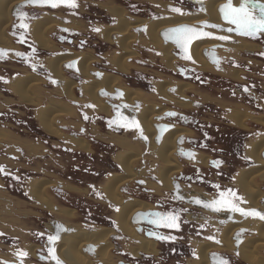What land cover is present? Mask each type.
Wrapping results in <instances>:
<instances>
[{
  "label": "flooded vegetation",
  "instance_id": "obj_1",
  "mask_svg": "<svg viewBox=\"0 0 264 264\" xmlns=\"http://www.w3.org/2000/svg\"><path fill=\"white\" fill-rule=\"evenodd\" d=\"M27 1L29 0H25L23 3ZM80 1H82L81 6L84 8V11H75L74 9H69L65 6L52 8L48 6L23 7L21 6L23 3L17 5L15 7L16 9L14 8L11 13L13 23L7 30L8 36L12 40L15 49L7 50L0 48L5 50L7 53L3 59H0V130L6 131L8 130L6 129L7 127H13L14 131L10 132L21 141L32 142L33 145H42L46 147L47 149H45V151H47V153L43 154V156L49 155L51 157L50 153H52V149H54V151L61 152V154H68V148L66 145H63V143L59 144L61 149L56 147L52 148L53 143L55 142L51 140V135L45 131L41 124V117L39 116L41 110L47 108L53 101L56 102L61 109L69 107L66 106L68 105L69 98L65 95V89H63L65 88L66 82L71 80L79 83H76L79 86L86 82L79 74L76 59H72L61 65V71L64 76L63 79H60L51 71L49 61L55 60L59 57H70L69 55H80L81 53H88L91 51L96 61L93 63L95 70L93 68L90 74H93L96 80L100 79L102 75L107 74L118 77L121 80L122 85L125 81H128L131 85L132 83L130 81H132L133 78L142 81V83L143 81L147 82V76H150L147 72H141L138 70L132 72L133 69H131L130 73H122L117 71L112 66V63L110 62L111 60L109 59L116 53V51L121 53L118 44L115 43L116 38H121V36L118 35L114 37V44H112L106 41L104 37H101V31L102 29L105 30L108 27L113 28L118 25L117 20L113 17L109 10L110 7L119 8L120 10L126 12L130 18L135 21L145 19L146 21L154 22L158 19L168 17V15H165L167 13H164V10H166L163 7L165 4L164 0L156 3L161 6L160 9L150 7L148 5L149 0ZM176 1L178 0H171L170 3H166L168 10L172 8H180L184 14H191V12L194 14H200L204 12L205 0H185L194 5L192 9H188L183 4ZM151 2L156 1L152 0ZM253 3L259 6L264 4V0H253ZM21 13L27 14V19L23 21L29 25L27 30L19 27L22 22L19 18ZM70 14L72 15L70 16ZM176 14L181 15L179 13ZM255 14H259V7L256 8ZM74 15L79 16L75 17ZM82 15L85 17L82 18ZM44 17H50L54 21L61 23L49 33V39L56 47L55 51L42 49L34 37L33 27L35 26L36 21H40ZM74 20L79 21L80 23H83L84 21L86 28L84 30L68 28L67 25L73 23ZM200 27L201 26H196V28ZM226 28L227 26H219V28L216 29L221 31V34H215L217 36L227 35L229 40L225 42L226 44L224 42H221V44L217 43L213 45V47L211 46L207 51L203 52H206L209 55L208 59L214 66V73L209 71L204 72L199 68H194L192 58L190 60L184 59L183 57L185 53L182 52L180 48L175 47L173 49V54L178 58H176L178 62L175 63L177 70H175V67L172 71L170 69L167 70L171 76L166 75V77L177 81L182 80L187 83L195 82L196 84L207 88L205 94H197L196 92L190 93L191 95H194V98L189 96L187 97V102H191L192 107L195 108L194 110H182L165 102L163 98L157 96L158 94L154 83H152V87L148 84H141L142 86H138L140 88H130L142 91L143 94L145 93L147 95L154 96L156 98V102L158 99L160 106H162V104L170 106V108L166 107L167 111L156 117H165V120L158 122L156 118L154 119L155 126L166 125L171 127V131L177 128H184L189 130L191 134L189 136L182 135L179 137L182 139V150L181 152H178L179 150H177V154L179 156L178 161L182 160L181 163H183L184 167L182 171L178 173L175 172L173 175L171 180V186L173 188L164 189L159 180H157L158 178H156L155 174L151 175L153 179L157 180L159 187L162 188V192L158 197H151L154 207L153 209L146 210L147 213L144 217L145 222L138 224L136 231L146 239L149 238L151 241L157 243L156 253H139L136 256L134 253H126L117 249V253L126 258V260L123 261L124 264H194L198 261L199 253L197 251H199L202 245L209 243L214 246L218 245V247H222V237L225 229L224 226L226 223H231V221L233 223V219L240 216L239 213H232L225 210L220 211L219 214V212H214L209 208L203 207L201 204L195 203L197 199L210 203L214 199H219L220 192L229 189L235 192L239 197L243 198L241 189L238 187L237 183L241 172L254 166L248 155H246L248 154L249 144L262 137V135L264 136V131L262 130L264 127L259 123H255L252 119L246 120L244 123L245 127L243 128L236 125L231 118L234 107L246 112L251 117H264V88L260 86V79H264V35H259L256 38H249L238 35L235 31L227 32L225 30ZM94 29H99V31H94ZM85 30L88 31L87 33L89 34H85ZM131 30L139 34L145 33L146 28L142 26ZM82 33L85 35L81 36L80 34ZM230 34H233V36ZM240 38L248 41V43L256 45L258 50L248 52L245 51L246 53L238 54L236 49L232 47L234 45H238ZM217 41L220 42V40ZM227 43H230V45ZM137 44L138 43L133 45V49H135L140 56L134 59L129 58L128 64H135L139 67H144L149 64L147 55L150 54L147 50L154 53H156V51L150 47H140L138 46L139 44ZM89 49L91 50L89 51ZM16 53H22L23 55L17 56ZM180 60L189 61L191 64L189 66L182 64V66L180 65ZM68 65H72V67H68ZM163 69L164 72L166 69ZM230 70L241 71L239 75L240 79L234 80L231 77L224 76ZM119 73H121L120 76L117 75ZM27 74L42 80V83L37 84L33 88V93H31L33 98L40 102L39 106H32L30 104L23 103L20 97L14 93L13 88L15 86V81ZM165 74L166 73H164V75ZM157 80L159 81L158 78ZM103 92L105 93L104 97L101 96ZM76 93L79 94L78 96L83 95L80 90ZM123 95L124 91L121 89H114L112 93L105 89L100 90L98 92V97L100 96L101 99L104 100V103L110 108L111 112L109 115L95 112L97 114V116H95L97 119H94V121L96 123L103 122V125L108 131L117 133L115 136L118 135L117 137L120 138H122L125 134L123 131L126 129V132L129 134L131 133L132 138L136 142L148 146L149 141L148 139L143 138L141 135V129H136L135 127L125 128L120 126V124L125 123V121L120 119L118 113L130 121L138 116V111L142 110V106H140L142 104L138 102L133 105L124 103ZM202 96L207 99V102L202 101ZM76 98L77 97L74 95V99L69 100L72 102H80V100ZM113 105H116L119 108ZM85 107L86 109H89L88 106H84V103L83 106L77 105L76 109H79V114H81L84 112ZM169 113H173L174 115L168 117ZM98 115H102L103 117H99ZM57 126L62 128L63 132H68V130H66V125L58 124ZM25 133H27L29 137ZM83 134L84 131L82 129L80 133L74 134L77 138L72 141L77 142L78 140H83L78 138ZM1 143L6 147L15 146L14 149L19 152L22 157L26 156L24 148L16 145H10L7 142ZM35 150L37 149L35 148ZM143 151H146V149H143ZM186 152L189 153V155L186 156ZM61 154L59 156H61ZM199 155L208 157L207 167L202 166L200 163V166L195 165L198 161ZM178 156H176V158H178ZM143 158L145 159L146 157ZM58 159L63 158L60 157ZM39 160L43 161L45 164L49 161V159L40 158ZM142 160L143 159L139 161L141 162V165ZM187 160L192 161L194 165L192 163H188ZM34 161L28 162L29 165L34 163ZM216 161H218L219 164L214 166L213 162ZM16 164H18V166L11 172L5 167L4 163L0 164V166L4 169V173H0V175L2 178L10 181L9 189L13 190V192L16 191L13 189L14 187H17L18 189L21 188L23 180L29 183H32V181H40L41 178H44L49 173L53 172L52 170L46 171L45 169H40L38 171L35 168L32 170L30 169L29 171L20 170V160H16ZM59 165L61 166V164ZM111 166L118 171L119 174L122 173V169L116 163L111 164ZM58 169H60V167H58ZM145 169L146 168H143V170H141V167H137L135 171L144 176L146 173ZM66 172L67 171L62 169H60V171L54 170V174L57 177L65 176ZM108 176H110V174L107 175L99 170L94 172L93 177L100 178L101 181V179L104 180ZM37 177H40V179L37 180ZM45 179L46 178L41 179V181L44 182L47 180ZM27 182H25V185H27ZM135 182L136 184L132 187L136 186V189L139 191L143 190V192H148V188L144 185L145 181L143 179L136 180ZM55 184L50 187L52 188L51 192L55 194L59 201L68 204L69 202L67 198L69 196L67 197L66 193H69V191L64 188V185H62L60 181L57 185ZM74 185L78 190H80L78 193L82 192L81 190H84L91 195V193H95L94 189L96 191H101L99 188L101 185H98L96 186L97 188H95L96 184H92L91 186L87 184L88 186L85 187L84 181H79L78 184L75 183ZM131 189L135 190L133 188ZM62 194L66 196V199L62 196ZM149 194L153 196L155 194L154 190H152ZM124 198L126 197L124 196ZM243 201L244 203L237 201L239 206L242 208H244V205H247L244 198ZM263 203L264 201H262V204ZM157 213L165 215L172 213L174 215H178L179 229L157 227L150 223L153 219L152 214ZM221 215L225 220L221 218ZM94 220L95 218L93 215H85L83 222H81L82 225L80 226L86 231H93V228L96 227V225L93 224ZM109 225L112 227L110 230L115 231V234H117L116 239H113L114 242H118L119 238H126L124 235H121L114 220L113 222H110ZM241 229L243 228H240L236 232L233 237V241H235L234 238ZM247 233L254 236L250 230H246L244 240H246L248 237L247 235H249ZM157 236L170 237L171 239L161 240L157 239ZM38 237L41 238L42 236ZM137 244L138 243H135L136 246ZM84 249L88 250L89 248L86 247ZM38 250L39 249H37V251ZM214 253L215 252H211L209 255ZM216 253L221 259L224 258V260L227 258L226 255H229V253L226 252ZM39 256L41 258H45L44 255L39 254ZM209 261L210 264H218L214 262L212 263L210 257ZM31 264L36 263L32 262Z\"/></svg>",
  "mask_w": 264,
  "mask_h": 264
},
{
  "label": "bare ground",
  "instance_id": "obj_2",
  "mask_svg": "<svg viewBox=\"0 0 264 264\" xmlns=\"http://www.w3.org/2000/svg\"><path fill=\"white\" fill-rule=\"evenodd\" d=\"M23 1L25 0H0V48L2 49H15V46L13 45L12 40H10V37L7 35L6 30L11 24L10 13H12V11L17 5L23 3ZM240 2L241 0H233L234 6L237 7L239 6ZM225 3H227V0H205V12L201 13L200 15H176L171 18H163L154 22H148L146 20H137L136 22H132L131 19L126 16L122 10L116 7L109 6V10L112 13L113 17L117 20L118 25L113 28H106V31L102 30V36L106 41L112 44H114V37L118 35L121 36V38H116L115 40V43L118 44V47L121 50V53H115L109 59L111 60L110 62L112 63V66L119 72L127 73L130 70L131 66L126 64V59L135 58L136 52L132 50V46L136 42L139 44H137L138 46L150 47L152 49H155V51L160 52L162 54V58L166 61V63L169 66H172L173 62L175 61V57H173L171 53L174 46L172 44L165 43L164 40L160 38L161 33L172 27L180 25L196 26L197 24L203 22H208L210 24H215L219 26H225V23H223L224 21L222 22V17L220 16L221 14L219 12L220 6L224 5ZM60 24L61 23L54 21L50 17H44L42 18V20L36 21L35 26L33 27V31L35 40L40 45V47L44 49L53 48L51 46V43L48 41L47 34L51 29L56 28ZM142 26L146 28L145 37L142 34L134 35L130 32L131 29L138 27L140 28ZM67 27L72 29H78V24L74 22ZM217 43V41H212L211 39H204L202 41H197L190 46L189 52L192 56V59L194 60L198 68H200V70L214 73V66L209 61V56L206 57V52H203L207 51L208 49H210L211 46L213 47V45ZM233 48L236 49L238 53L242 51L258 50V48L252 45V43L247 44L244 40L240 42L239 45L233 46ZM72 59L77 60V69L79 71V74L86 79V82L79 87V90L84 93L85 98H87L88 101L92 103V106H94V108H97L100 113L109 115L111 111L110 108L104 103V101L99 98L100 96L98 97V92L103 89L111 93L114 91V89H121L124 91V103L133 105L134 103L140 102L144 104V107L141 108L142 110L138 112L139 114L137 117H135V119L139 123L140 129L143 132V137L144 134H146V137L149 141L148 148L151 147V150L154 151L156 159H158L162 164L161 167L159 166L156 172V178H158L159 182L161 183L164 189L173 188L171 186V180L173 175L175 174V172L178 173L182 171L184 167L183 163H181L182 160L178 161L179 156L177 154V139L182 135L189 136L191 132L187 129L182 128H177L173 131H171L170 129L162 137V142H160L161 140L159 141L158 139L157 142V131L154 127V118L158 117L159 114H162L166 110V108L155 107V104H152L154 101L148 99L145 94L141 93V91L134 89L130 91V89L121 88V80L115 76L104 74L98 80H93L92 78H90V72L92 70L90 65L93 64L96 60L87 53H82L80 55H75L72 57H59L53 61L50 60L49 67L57 77L63 79V74L60 73L61 65ZM228 72L225 75L223 72L222 74L224 76L231 77L234 80L240 79L239 75L241 71L230 70ZM31 77V80L27 79L28 84L24 77L18 78L14 83L15 86L13 89L14 93L23 98L25 102L27 101V103L34 104L33 106H35L37 105L38 101L33 98L32 94H30V89L34 85L41 84L42 80L32 75L28 76V78ZM76 85L77 84L73 81L66 82L65 88L63 89H65V95L68 98H72L73 89ZM155 85V88L160 97L182 110H188L190 104L185 99V93L189 89L187 84L177 83L173 85L168 82H158L155 83ZM24 91L25 93H23ZM168 92L175 93L177 95L171 96V94L169 95ZM32 98L34 101L32 100ZM203 98V100H206L205 97ZM55 105L54 103H51L48 106V108L50 109L49 111L48 108L45 110H41L43 111V113H41V123L43 124V127L48 133L56 135L58 137H63L64 135L60 134V131L57 129V127L53 124L52 121L56 117L72 115L75 114V112L74 109H70L69 107H65L64 109L62 108L63 110L60 107H57L56 111L53 108L55 107ZM231 118L236 124H238V126H243L246 120L252 119L255 123H259L264 127V117L254 118L248 115L246 112L241 111L240 109H234ZM258 139L251 142L249 146L251 147V150L250 153L247 154L249 159L252 161V163H254V165H256V167L254 166L251 169L242 171L240 176L238 177L237 185L241 189L243 198L247 203V205H242L244 209L257 210L261 213H264V206L262 208L260 207V200L263 197V193L258 188V185H256L258 180H264V159L262 158V153L264 152V138L259 140ZM72 140L70 141V144L74 146V148L85 152L89 151V146L87 142L83 140H78L77 142ZM120 142L123 146L124 144L128 146L124 148L127 150V152L131 150V152L125 153L127 155H123L120 160H118V162L121 163L125 174L122 176H115L109 179L104 184V186H102V190L104 195L110 196L111 199L109 200L112 201L111 203H113V205L116 204L115 206L119 207L115 219L117 228H119V230L122 232V235L127 237V240H129L131 243H138L136 248L133 249L134 252L132 251V253H134L136 256L139 253L155 254L157 250V243L151 241L149 238L146 239L141 234L137 233V225L132 224V220L135 219L136 215H138L139 213L146 214V210L153 208H150L149 205L147 206L146 204L144 205V203L142 204L137 201H126L124 200L125 198L123 199L119 194V191L123 185L127 184L128 182H133L138 178L137 174L133 173L134 164L136 161L135 156L137 152H135L136 150H133V146H129L131 144H128L122 140H120ZM138 156L139 154H137V157ZM176 156H178V158H176ZM187 162L192 163V161L190 160H187ZM199 163L202 166L207 167L208 157L199 155L198 161L195 165L200 166ZM54 184L55 182L53 183L47 181L45 183V186L42 187V183L40 184L39 181H34L30 184L29 188L30 192L35 198L40 195V198H38V200H40L41 202H47L49 204L48 207L50 210L53 207V202L49 200L48 197H43L42 194L46 191V189H48ZM149 186L154 188L151 189L155 190L156 192H160V190L162 189L159 186L157 187V185L155 184ZM71 191L76 192L75 188H73ZM61 213L64 215L65 220L70 218L74 219L71 211L62 210ZM221 218L224 219L222 215ZM233 220L235 222L232 223L231 221V223H226V225L224 226L225 229L224 235L222 237V247H218V245L214 246L213 244L209 243L206 245H202L199 251H197L199 253L198 261L196 263L193 262L194 264H210L209 253L211 254V252H226L229 254H233L236 251L235 241H233V237L240 228L246 229L248 231L250 230V232H252L255 236L254 238H252L251 236V239L248 237V239L243 241V243L237 249L238 258L247 264H264V220H261L258 217L253 218L251 216L246 218L241 215ZM57 226L58 225H50L49 231L51 235L58 234L60 236L59 239L61 240L58 239L55 244L48 243V247L55 248V255L59 258L62 264H95V261L98 264H115L113 261L114 256L110 254L112 246L109 243V238L114 234L113 232H108L107 230L99 229L96 232H86L85 230H83L82 227H79L78 230H72L71 234L65 235L67 229L62 228L65 230H59ZM86 246L94 248V260L84 254L85 252H82V250ZM50 258L52 259L51 256Z\"/></svg>",
  "mask_w": 264,
  "mask_h": 264
},
{
  "label": "rangeland",
  "instance_id": "obj_3",
  "mask_svg": "<svg viewBox=\"0 0 264 264\" xmlns=\"http://www.w3.org/2000/svg\"><path fill=\"white\" fill-rule=\"evenodd\" d=\"M151 1L152 0H149V4H148L150 7L160 9L161 6L157 5L156 3H159L162 0H153L156 2H151ZM170 1L164 0L165 4L163 5L164 8L166 9V10H164V13H167L165 15H168L167 18H171L173 16L178 15V14L174 13L173 11H171V9H169L170 10L169 11L168 8L166 7L167 6L166 3L167 2L170 3ZM172 2H174V1H172ZM176 2L183 4L188 9H192L194 6L192 3H189V1H185V0H178ZM76 3L78 5V7H76L74 10L75 11H84V8L81 6L82 1L76 0ZM222 6H220V8ZM204 12H205V8H204ZM204 12H202V13H204ZM124 14L130 18V16L126 12H124ZM200 14H194L193 12H191V14L187 13V14H183V15L186 16V15H200ZM71 15L72 14H70V16ZM183 15H178V16H183ZM74 16L78 17L79 15H74ZM84 17L85 16L82 15V18H84ZM12 19L13 18L11 15L10 26L13 23ZM73 19H75V18H73ZM161 19H163V18H161ZM140 20H142V19H140ZM143 20H145V19H143ZM158 20H160V19H158ZM131 21L136 22L137 20L135 21V20L131 19ZM74 22L78 24L79 21L74 20ZM148 22H153V21H148ZM222 22H223V20H222ZM204 23H208V22L199 23L196 26H201ZM70 24H72V23H70ZM70 24H68L67 26H70ZM79 25H81V26H79ZM190 26H192V25H190ZM196 26H194V27H196ZM220 26H222V25H220ZM225 26H227V28L230 27V25H228L226 22H225ZM85 28H86L85 22L84 21H83V23L79 22L77 30H84ZM54 29H51L49 31V33L51 31H53ZM7 30H6V32H7ZM205 30L209 31L211 33L217 34V35L221 34L220 33L221 31H219L217 29H213V28H211V29L207 28L206 29L205 28ZM87 32L88 31H86L84 33L86 34ZM130 32L134 35L138 34V33H135L133 30H130ZM49 33L47 34L48 41L51 43V46L53 48H50V49H44L42 47L41 48L44 50H47V51H55L56 47H55L54 43L49 39ZM102 33L103 32H101V37H103ZM85 34L82 33L80 35L83 36ZM87 34H89V33H87ZM139 34L140 35L142 34L145 37V33H139ZM7 35H8V33H7ZM230 35L233 36V34H230ZM160 38L163 40L161 35H160ZM205 39H210V38H205ZM211 40L217 41L216 39H211ZM243 40L244 39L240 38L238 45ZM244 41H245V43L249 44L248 41H246V40H244ZM221 42L225 43L226 41L220 40V44H221ZM136 43H134V44H136ZM227 44L230 45V43H227ZM252 45H254V44H252ZM254 46H256V45H254ZM140 47H142V46H140ZM90 50L91 49H89V51ZM132 50L134 52H136L135 58L140 56L138 54V52L135 49H133V46H132ZM153 50H155V49H153ZM118 52L119 51H116V53H118ZM147 52L150 54V55H147L149 64L144 66V67H139L135 64H128L129 58L126 59V64L131 66L130 70L127 73H130L131 69H133L132 72H134L136 70L141 71V72H147L148 74H150V76L149 75L147 76V78H148L147 82L143 81V83H142V81L136 80L133 78V80L130 81L132 83L131 85H130V83H128V81H125V83L123 82L124 87L122 85V86H120L121 88H125V89L136 88L137 89V88H140L138 86H140L141 84H144V85L148 84L149 86L152 87V83L163 81L161 83L168 82V83H171L173 85H175L177 83L187 84L189 89L185 93L186 101H188L187 100L188 96L194 98V95H191L190 93H193V92L194 93L197 92V94H200V93L205 94L206 93L207 88L204 86H200V85L196 84L195 82L187 83V82L182 81V80L177 81V80H173L171 78L166 77V75L171 76L169 74V71H167V70L170 69L172 71L175 68H176L175 70H177L175 63L178 62V60H177L178 58L175 57V55L173 54V50H172V55H173V57H175V61L173 62L172 66H169L166 63V61L162 58V54L160 52L156 51V53H154L150 50H147ZM240 53H246V52L242 51ZM87 54L90 55L92 58H94L91 51L88 52ZM189 54H190V52H189ZM77 55H79V54H77ZM69 56L72 57L75 55H69ZM190 56H191V54H190ZM244 57H246V56H244ZM191 58H192V56H191ZM192 61L194 64V68H198V66L196 65V63L194 62L193 59H192ZM263 63H264V60H263ZM182 64L189 66L191 63H189V61L180 60V65H182ZM155 66H158V67H155ZM90 67H91V69L94 68V70H95V67L93 66V64H91ZM163 68L166 69L164 72H163V70H164ZM201 71H203V70H201ZM60 73H62V71ZM159 73H160V75H159ZM164 73H166V74L164 75ZM29 75L30 74H27L24 76L27 84H28V80L32 79V77L28 78ZM117 75L120 76L121 73H119ZM63 78H64V76H63ZM82 78L86 81V79L83 76H82ZM90 78H92L93 80H96L95 76H93V74L92 75L90 74ZM157 78L159 79V81L157 80ZM152 80H154V81H152ZM69 81H71V80H69ZM256 81H258V80H256ZM74 83H77V82H74ZM77 84H79V83H77ZM154 85H155V83H154ZM35 86L36 85H34L30 89L31 93H33V88ZM76 86L78 87L79 85H76ZM76 86L73 89V94L80 100V102L70 101L69 99H74V95L72 94V98L68 99V105H66V106H69V108L72 107V109H74L75 114L68 115V116H74V117H66V116L56 117L52 121L53 124L60 131V134L65 135V136L58 137L56 135H52V134L48 133L45 130L49 135H51V137H52L51 140H53V142H55V143H53L52 148L56 147L58 149H61V146H59V144L63 143V145H66V147L68 148V154H64V153L61 154V152L54 151V149H52V153L49 152L51 154V157L49 155L43 156V154L47 153V151H45V149H47L46 147H44L42 145H33L32 142L21 141L18 137H16L14 134L11 133L14 131L13 127H10V128L7 127L6 129H8V130H6V131L0 130V143L1 142H7L10 145H16V146L22 147L25 149V153H26V156L22 157V155H20L19 152H17L14 149L15 146L6 147L4 144L1 143L0 144V164L4 163L5 167L10 172L14 171V169L18 166V164H16V160L17 161L20 160V162H21L20 170L29 171L30 169L32 170L34 168L38 171L40 169H45L46 171L52 170L53 172L49 173L47 176L44 177L47 179V180L45 179L46 181H44V182L41 181V179H44V178H41V179H40V177L36 178L37 180L40 179L39 183L43 184L42 187L45 186V183L47 181H50L53 183L55 182L56 183L55 185H57V183L60 181V183L62 185H64V188L67 189V191H69V193H66V196L67 197L69 196L67 198L69 203L65 204V203H62L61 201H59L58 198L55 196V194H53L51 192L52 188L49 187L48 189H46V191L43 192L42 196L45 198L48 197V199L53 202V204H52L53 207L50 210L48 207L49 204L47 202H41L40 200H38V198H40V195H38V197L35 198L33 196V194L30 192L29 188H30L31 183L23 180L22 184H21V188L18 189L17 187H14L13 189L16 190L17 192L16 191L13 192V190L9 189L10 181L8 179L2 178L0 175V233H2V235H0V262H3V264L5 262L6 263H13V264H21V258L18 256L19 252H26L28 254L27 257L22 258L23 264H31L32 262L36 263V264H55L53 259H51L50 255L48 254V249H49V247H48V245H49L48 244L49 243L48 242V236L51 235V233L49 231L50 225H52V226L60 225V226H62V228H65L67 230H71V231L66 230L65 235L66 234L68 235V234H71L72 230L76 231V229L78 230L79 227H81L80 225H82L81 222H83L85 215H93L95 218L93 224L96 225V227L93 228V231H86V232H96L99 229V230H107L108 232L114 233L109 238V243L112 246V249L110 250V254L112 256H114L113 257L114 263L119 264V263H123V261L126 260V258L120 256V254L117 253V249L121 250L122 252H126V253L131 252L132 253L133 249L136 248V245H135V243H131L129 240H127V237L126 238H119L118 242H114L113 239H116L117 234H115L116 233L115 231L110 230V229H112V227H110L109 224H110V222H113V220L115 221L116 214L118 212L119 207H116L115 206L116 204L113 205V203H111L112 201L109 200V199H111L110 196L108 195L109 196V198H108L107 195H104L103 190L101 188L102 186H104V184L109 179H111L115 176H122L125 174L124 173L125 171L122 168L121 163L118 162V160H120V158L123 155H127L125 153L131 152V150H129L127 152V150L124 148L128 147V146L126 144H124V146H123L121 144L120 140L125 141L128 144H131L129 146H131V147L133 146V150H136L135 151V152H137L136 156H135L136 161H135V164L133 163L134 169L136 170L137 167H141V170H143V168H146L145 169L146 173L144 174V176H142V175H140L139 172L135 171L134 169H133V173L137 174V176H138L137 179L145 180L146 182L144 183V185L147 186V188H148V192L146 193V192H143V190L139 191L138 189H136V186L132 187L136 184V182H135L137 180L136 179L135 181L128 182L127 184H125L121 187V189L119 191V194L121 195V197L124 199V196H125L127 199L125 198L124 200H126V201H137V202H140L142 204L144 203V205L145 204L147 206L149 205L150 208H153L154 205H153V201H151L152 200L151 197L152 198L158 197V196H160L159 194L162 192V190H160V192H156L154 190L155 194L153 196L149 194L152 191V189H154L149 185L155 184V185H157V187L159 186L157 183L158 179L157 180L153 179V177H151V175L155 174V176H157L156 172H157L159 166L161 167V165H162L161 162L158 159H156V157L154 155V151L151 150V147L147 148L148 147L147 145H145V144L142 145L141 143L136 142L132 138L131 133L129 134L128 132H126L127 131L126 129H124V131H123V132H125V134L122 136V138H120V137H117L118 135L115 136V134H117V133H114L113 131H108L106 129V127L103 125V122L96 123L94 121V119H97L95 117V116H97V114L95 112H99L97 110V108L89 107V109H86V107H85L84 112L79 114V109H76L77 105L83 106V103H84V106H89V105H92V103L90 101H88V99L85 98V96H83L84 93H83V95L80 94L81 96H78L79 94H77L76 92L79 91L78 89L80 86L78 88ZM260 86L264 88V79H262V78L260 79ZM155 87H156V85H155ZM130 91H132V89H130ZM23 93H25V91ZM141 93L143 94L142 91H141ZM157 94H158V92H157ZM168 94L169 95L171 94V96L177 95L175 93H170V92H168ZM145 95L148 99H151L152 101H154L152 104H155V107L161 108L163 106L164 108H166V107L170 108L169 105H165V104H162V106H160V104L158 103L159 102L158 99L156 102V98L154 96L147 95V94H145ZM157 96H159V94ZM99 98H101V97H99ZM20 99L23 103L29 104V103H27V101L25 102L23 100V98L20 97ZM201 99H202V101H205V102L207 101L206 98H205L206 100H203L204 99L203 97ZM32 100H33V98H32ZM164 101L167 102L166 100H164ZM81 102H83V103H81ZM51 103H54V105L56 104V102H54V101ZM167 103L174 106L173 104H171L169 102H167ZM140 104H142V103H140ZM189 104L190 105H189L188 110H194L195 108L192 107L191 102H189ZM30 105L33 106L34 104H30ZM39 105H40V102L38 101L37 105H35V106H39ZM140 106H142V108H143L144 104H142ZM57 107H60V106L58 104H56L55 107H53L54 110L57 111ZM47 108H45V109H47ZM45 109H43V110H45ZM234 109H237V108L234 107ZM49 110L50 109L48 108V111ZM165 111H167V108ZM138 112H140V111H138ZM41 113H43V111L40 112V114H39L40 117H41ZM85 116L87 117V119H85ZM98 116L103 117L102 115H98ZM58 124L66 125V130H68V132L67 133L63 132V129L59 128V126H57ZM236 125H238V124H236ZM42 126H43V124H42ZM239 127L244 128L245 125L239 126ZM82 129L84 131V134L78 138L83 139L87 142V144L89 146V151H87V152H83L81 150L75 149L74 146H72L70 144V141L72 139L77 138L76 135H74V134L80 133V131ZM182 129H184V128H182ZM262 130L264 131L263 128H262ZM25 134L29 137V135L27 133H25ZM144 137H146V134H144ZM262 138H264L263 135H262ZM262 138L260 137L259 139H262ZM156 141H157V137H156ZM134 144H135V146H134ZM250 144H249V146H250ZM33 146L37 150H35V148ZM143 149H146V151H143ZM250 150H251V147L248 148V152H247L248 154L250 153ZM60 154H61V156H59ZM137 154H139L138 157H137ZM60 157L63 159H58ZM143 157H146V158L144 159ZM39 158L40 159H49V161L45 164L43 161L39 160ZM141 159H143L142 165H141V162H139ZM33 161H34V163L29 165L28 162H33ZM114 163H116L118 166H120V168L122 169V171H121L122 173H120V174H122V175H120L119 172L116 171L111 166V164H114ZM59 164H61V166ZM57 166L60 167V169L67 171L65 176L57 177L54 174V170L60 171V169H58ZM254 166L256 167V165H254ZM253 167H251V168H253ZM99 170H100V172L105 173L107 175L110 174V176L106 177L104 180L101 179V181H100V178H94L93 177L94 172L99 171ZM117 170H118V168H117ZM37 175L40 176L39 174H37ZM79 181H84L85 187H87L88 185L91 186L92 184H94V185L96 184L95 188H97L96 186L101 185V187H99V188L102 190V192L96 191L94 189L95 193H91V195L88 194L84 190H81L82 192L78 193L80 190H78L74 184L75 183L78 184ZM25 182H27V185H25L26 184ZM32 182H34V181H32ZM256 185H258V188L263 193V197L260 200V203H261L260 207L262 208L264 206V203L262 204V201H264V180H258ZM73 188H75V190H76V192H74V193H73V191H71ZM131 188H133L135 190H132ZM140 189H142V188H140ZM62 196H64V198L66 199V196L64 194H62ZM62 210L71 211L74 219L70 218V219L65 220L64 215L61 213ZM115 223H116V221H115ZM116 227H117V224H116ZM117 229L119 230V228H117ZM68 232H70V233H68ZM119 232L122 235V232L120 230H119ZM249 235H248V237L250 239H251V236H252V238H254V236H255V235L254 236L253 235L249 236ZM38 236H42V237L39 238ZM248 237L246 239H248ZM59 240H61V239H59ZM131 245H133L134 247ZM37 249H39V250L37 251ZM82 252L84 253V250H82ZM39 254L44 255L45 258H41L39 256ZM84 254H86V253H84ZM233 255H231V254L226 255L227 256L226 260L229 261V264H247V263L243 262L242 260H240L238 258V256L235 255L234 253H233ZM87 256H89V255H87ZM89 257L92 260L95 259V255L89 256ZM94 263L98 264V263H96V261Z\"/></svg>",
  "mask_w": 264,
  "mask_h": 264
},
{
  "label": "snow or ice",
  "instance_id": "obj_4",
  "mask_svg": "<svg viewBox=\"0 0 264 264\" xmlns=\"http://www.w3.org/2000/svg\"><path fill=\"white\" fill-rule=\"evenodd\" d=\"M29 3L32 5H38V6H48L52 8H56L59 6H65L69 9H75L78 7L76 0H29ZM259 7V14L256 13V8ZM171 11L179 13L183 15L184 13L180 8H172ZM220 13L222 16L223 21H225L230 27H228L226 30L227 32H233L235 31L238 35L249 37V38H256L259 35H264V4H261L259 6L255 5L253 3V0H241L239 3V6H234L233 0H227V3H225L220 8ZM20 20L22 21L19 25L21 29L27 30L29 25L27 23H24L27 19L26 13L20 14ZM205 28H219L218 25L215 24H209L204 23L201 25L200 28L196 27H190L187 25H183L180 27H176L173 29H170L167 33H165L166 38L172 40L178 48L182 52L185 53L184 59H191V56L188 55V50L190 45L198 39L201 38H213L221 41H227L229 40V37L227 35H219L214 36L213 33L204 31ZM94 31H99V29H94ZM7 53L5 50L0 49V59H3ZM17 56H22V53H16ZM68 67H72V65H68ZM55 83V81H54ZM88 107H94L92 105H89ZM168 115H174L173 113H169ZM118 116L121 120H124L125 123H121V127H135L136 129H140L139 123L135 120H128L126 117H123L118 113ZM85 119L87 117L85 116ZM141 135L143 136L142 130ZM144 139H147V137H143ZM214 166L218 165L219 162H213ZM0 173H4V169L2 166H0ZM240 203H244L243 198L236 195L235 192L232 190H226L219 193V199H214L210 203L203 202L199 199L195 201L196 204H201L205 208H209L214 212H220L222 210L229 211L232 213H239L241 216L244 217H253V218H259L261 220H264V213H261L257 210H245L244 208L239 206ZM153 219L150 221V223L154 224L157 227H165L169 229H179V223H178V215H174L172 213L168 214H152ZM59 230H65L62 229L61 226H57ZM2 235V233H0ZM157 239L165 240V239H171L170 237H164V236H157ZM59 239V235H50L48 236V242L49 244H55V242ZM48 254L52 257V259L55 261V264H62V262L59 260V258L55 255V248L49 247ZM26 252H19L18 256L21 258V264H23V259L27 257ZM0 264H3V262H0ZM218 264H228V261L221 259Z\"/></svg>",
  "mask_w": 264,
  "mask_h": 264
},
{
  "label": "water",
  "instance_id": "obj_5",
  "mask_svg": "<svg viewBox=\"0 0 264 264\" xmlns=\"http://www.w3.org/2000/svg\"><path fill=\"white\" fill-rule=\"evenodd\" d=\"M21 6H23V7H27V6H35V7H41V6H38V5H32V4H30L29 3V1H27V2H24ZM180 26H183V25H180ZM180 26H176V27H180ZM188 26V25H187ZM176 27H172V28H169V29H167V30H165L163 33H162V35H161V37L163 38V40H164V42L165 43H169V44H172L174 47H178L172 40H170V39H168V38H166V36H165V33H167L170 29H173V28H176ZM190 27H194V26H190ZM204 31H206L205 29H204ZM207 32H209V31H207ZM214 36H217V35H215V34H213ZM205 38H201V39H198V40H195L193 43H195V42H197V41H202V40H204ZM210 39H213V38H210ZM192 43V44H193ZM191 44V45H192ZM190 45V46H191ZM189 49H190V47H189ZM188 55H190L189 54V50H188ZM205 55H206V57H208L209 55H207V53H205ZM189 60V59H188ZM104 92L102 93V97H104ZM121 98H122V96H121ZM109 104V103H108ZM111 105V104H110ZM113 106H115V107H117V108H119L118 106H116V105H113ZM170 115H168V117H169ZM166 118L165 117H159V118H157V121L158 122H161V121H163V120H165ZM155 128H156V131H157V139L160 141L161 139H162V137L164 136V134L168 131V130H170L171 129V127H169V126H166V125H159V126H155ZM181 144H182V139L181 138H179L178 140H177V145H178V152H181ZM185 155L187 156V155H189V153H185ZM187 158H189V157H187ZM262 158L264 159V152L262 153ZM145 217V214H143V213H139L138 215H136L135 216V219H133L132 220V224H134V225H138V224H141V223H143V222H145L144 221V218ZM68 233H70V232H68ZM245 234H246V230L245 229H241L240 230V232L235 236V238H234V240H235V247H236V251L234 252V254L235 255H237L238 256V251H237V249L240 247V245L243 243V241H244V238H245ZM89 249L87 250H84V252L87 254V255H89V256H94L95 255V250H94V248H92V247H88ZM210 257V260H211V262L213 263H218L220 260H221V258L219 257V255L215 252L214 254H212V255H210L209 256ZM223 260H224V258H223ZM4 264H13V263H4ZM119 264H124V263H119Z\"/></svg>",
  "mask_w": 264,
  "mask_h": 264
},
{
  "label": "crops",
  "instance_id": "obj_6",
  "mask_svg": "<svg viewBox=\"0 0 264 264\" xmlns=\"http://www.w3.org/2000/svg\"><path fill=\"white\" fill-rule=\"evenodd\" d=\"M95 228V227H94ZM67 231H71V230H67ZM86 231V230H85ZM83 250H85V249H83Z\"/></svg>",
  "mask_w": 264,
  "mask_h": 264
}]
</instances>
